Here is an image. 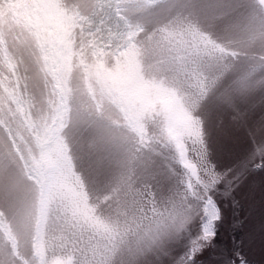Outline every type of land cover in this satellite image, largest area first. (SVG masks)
<instances>
[{
	"label": "snow or ice",
	"instance_id": "1",
	"mask_svg": "<svg viewBox=\"0 0 264 264\" xmlns=\"http://www.w3.org/2000/svg\"><path fill=\"white\" fill-rule=\"evenodd\" d=\"M244 8L264 13V0H75L71 6L65 0H0V64L6 65L0 67V203L15 211L19 191L34 179L33 163L26 161L21 144L23 133L10 126L11 117L19 119L25 129L30 126L34 101L27 85L21 83L19 60L9 37L17 41L23 34L27 43L40 49L56 47L66 43L73 21L82 16L90 24L82 43L95 59L89 62L83 49L74 51L68 71L80 67L119 82L128 68L120 57L129 55L125 49L134 44L142 22L163 18L170 27L211 42L212 55L206 57L208 63L193 97L175 111L176 118L194 130L198 147L190 144L179 155L156 151L159 142L146 129L158 111L173 110L174 98L167 93H136L140 102L136 130L104 126L88 107L79 108L74 118L71 92L65 93L68 128L84 135H88L86 129L96 130L84 145L93 167L104 172L114 154L120 157L118 174L101 194L122 199L124 214L130 219L109 232L100 264H113L118 257L127 264H249L242 246L254 239L255 222L240 238V246H231L221 236L232 227L237 209L245 204L249 209L256 207L257 193L245 189V178L251 169H264V136L256 135L257 129H264V107L259 120L249 123L256 89H264V59L246 57L247 62L238 65L240 52L216 40L202 24L226 21ZM248 36L255 41L264 31L252 28ZM110 52L117 57L111 66L104 59ZM215 105L226 109L227 121L211 113ZM241 127L247 129L248 146L225 165L219 140L229 138L230 128ZM63 152L75 172L70 143L64 144ZM33 155L38 160L40 153ZM259 198V231L264 240V184ZM65 247L63 242H53L41 247L38 257H25L14 228L0 214V264H74L71 254H62Z\"/></svg>",
	"mask_w": 264,
	"mask_h": 264
},
{
	"label": "clouds",
	"instance_id": "2",
	"mask_svg": "<svg viewBox=\"0 0 264 264\" xmlns=\"http://www.w3.org/2000/svg\"><path fill=\"white\" fill-rule=\"evenodd\" d=\"M65 2L71 6L75 0ZM142 23L134 44L125 49L129 55L120 57L122 62H128V68L119 82L84 72L80 67L68 71L69 56L74 51L83 49L82 54L89 62L95 59L82 43L90 27L82 16L73 21L66 43L56 47L40 49L27 43L28 38L23 34L17 41L9 37L19 60L17 72L22 77L21 83L27 85L34 101L30 105V126L25 129L15 117L10 118V126L23 133L21 144L26 161L33 163L34 179L19 191L15 211L0 203V214L5 215L14 228L25 257H38L41 247L63 242L66 247L62 254H71L74 264H100L109 232L117 224L123 226L126 218L130 219V215L124 214L122 199L101 194L118 174L120 157L114 154L111 166L104 172L93 167L84 145L96 130L86 129L88 135L77 134L64 123L66 92H71L74 118L79 108L88 107L101 118L104 126L123 125L130 130H136L140 111L136 93L140 90L147 95L167 93L174 98L173 110L158 111L146 129L159 142L156 151L163 149L179 155L190 144L198 147L194 130L176 118L175 111L193 97L208 63L206 57L212 55L211 42L172 28L163 18ZM202 24L216 40L240 52L238 65L245 64L246 57L264 59V36L255 41H250L248 36L252 28L264 31V13L259 10L244 8L226 21H202ZM78 59L73 58L71 63L76 65ZM104 59L111 66L117 57L110 52ZM0 67L6 65L0 64ZM257 92L264 99V89L257 88ZM211 113L221 118L228 116L226 109L219 105H215ZM194 118L199 119V116L194 115ZM37 125L39 128L34 131ZM256 135L264 136V129H257ZM65 143L71 145L75 172L64 157ZM34 152L40 153L38 160ZM113 264L127 262L118 257Z\"/></svg>",
	"mask_w": 264,
	"mask_h": 264
},
{
	"label": "rangeland",
	"instance_id": "3",
	"mask_svg": "<svg viewBox=\"0 0 264 264\" xmlns=\"http://www.w3.org/2000/svg\"><path fill=\"white\" fill-rule=\"evenodd\" d=\"M261 93L257 92L253 97L255 110L250 113L249 123L258 121L261 114V108L264 107L261 103ZM227 121V117H225ZM248 146V138L246 129L230 128L229 138H220L218 147L220 158L223 164L232 163L238 158ZM264 184V169H251L249 175L245 178V189H252L257 193L256 207L249 209L247 204L237 209L232 216V227L226 233L222 232L221 239L225 242H230L231 246H240V238L243 239L245 231L251 230L253 223L256 225V233L253 240L245 241L242 246V251L248 258L249 264H264V240L261 239L259 231V220L261 216V204L259 191L261 185Z\"/></svg>",
	"mask_w": 264,
	"mask_h": 264
}]
</instances>
